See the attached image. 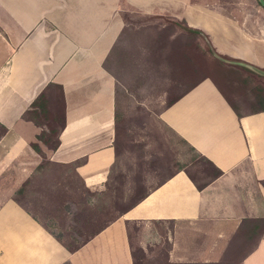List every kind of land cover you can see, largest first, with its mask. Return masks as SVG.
Wrapping results in <instances>:
<instances>
[{
    "label": "crops",
    "instance_id": "obj_1",
    "mask_svg": "<svg viewBox=\"0 0 264 264\" xmlns=\"http://www.w3.org/2000/svg\"><path fill=\"white\" fill-rule=\"evenodd\" d=\"M132 14L202 30L219 52L262 70L244 69L264 92L259 0H0V171L18 166L13 194L32 195L30 180L50 198L59 189L48 183L62 179L78 184L59 190L70 196L105 189L118 133L117 79L107 63ZM53 84L63 87L66 117L56 149L25 118ZM187 84L160 116L217 175L200 187L177 171L75 250L11 198L0 206V264H137L130 224L147 240L168 238L156 264H264V104H236L209 78Z\"/></svg>",
    "mask_w": 264,
    "mask_h": 264
},
{
    "label": "rangeland",
    "instance_id": "obj_2",
    "mask_svg": "<svg viewBox=\"0 0 264 264\" xmlns=\"http://www.w3.org/2000/svg\"><path fill=\"white\" fill-rule=\"evenodd\" d=\"M129 18L107 63L117 79L118 133L117 160L105 189L70 196L59 190L78 184L62 179L48 183L50 189H59L50 198L47 194L38 196L35 182L30 180L27 185L32 195L26 198L23 191L13 194L21 183L18 166L0 171V206L11 198L22 202L71 250L177 171L185 169L200 186L217 174L211 163L164 125L160 116L191 87L185 82L192 75L200 71L211 76L236 104L240 97L257 108L264 97L261 83L249 75L251 72L220 62L201 36L187 32L172 18L138 14ZM2 24L0 21V34ZM5 52L0 47V63ZM49 94L52 112L49 119L41 118L40 122L45 129H58L64 112L61 92L52 88ZM129 232L137 264H156L153 259L167 248L168 238L147 240L136 224L129 225Z\"/></svg>",
    "mask_w": 264,
    "mask_h": 264
},
{
    "label": "trees",
    "instance_id": "obj_3",
    "mask_svg": "<svg viewBox=\"0 0 264 264\" xmlns=\"http://www.w3.org/2000/svg\"><path fill=\"white\" fill-rule=\"evenodd\" d=\"M174 21L177 22L178 24L182 25V28L184 30H186L187 32L195 33V34H198L199 36H201L206 41V43L208 44L209 50H210L211 54L214 57H216L218 60H220V62H222V63H229V64L234 65V66H240L243 69H247L248 71H252L254 73H260L262 71V70H259L257 68H254V67L250 66L249 64H247V63H245L243 61L236 60L234 58H231V57H229V56H227V55L219 52L213 46V44L211 43V40H210L209 36L205 32H203L202 30H199V29H195L193 27H190L187 23H185L183 21H178V20H174ZM196 73H197V75H195V76L192 75L191 76V79L192 80L189 79L185 83L187 84V82H189L190 80L193 81V80H196V79L202 77V79H207V78L212 79L215 83H217V85L221 86L211 76H204L200 71L199 72H196ZM188 85H190L192 87L191 84H188ZM52 88H56V89L58 88L60 90V92H61L62 101H63V110H64V112H63V120H62V124H61L60 128L57 129L55 127H52L50 129H45L44 128V125L40 122V120H41V118H43V119H49L50 118V114L52 112L51 111V107L53 106V104L51 103L52 101L49 99L50 98L49 97V93H50V91H51ZM177 99L175 101H177ZM175 101H173L171 104L175 103ZM259 102L261 104H264V97H261V100ZM50 105H52V106L50 107ZM25 118L27 120L33 121L37 125L43 127L44 130H43V132L38 137L39 141L42 142L44 145L50 147L51 149H56L59 146V144H60V139H59L60 132H61V130L66 125V117H65V96H64L63 87L62 86H59V85H56V84H53V85L49 86V88L47 90L43 91L36 98V100L31 104L29 110L25 114ZM0 128L2 129V132L5 131V128L3 126L0 125ZM33 148L37 152H41V147H40V144L39 143H34L33 144ZM217 174H218V172H217ZM203 186H200V187H203Z\"/></svg>",
    "mask_w": 264,
    "mask_h": 264
},
{
    "label": "water",
    "instance_id": "obj_4",
    "mask_svg": "<svg viewBox=\"0 0 264 264\" xmlns=\"http://www.w3.org/2000/svg\"><path fill=\"white\" fill-rule=\"evenodd\" d=\"M262 6H264V0H260Z\"/></svg>",
    "mask_w": 264,
    "mask_h": 264
}]
</instances>
